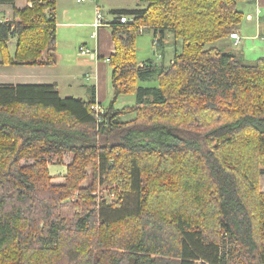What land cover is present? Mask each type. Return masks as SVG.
Listing matches in <instances>:
<instances>
[{
    "label": "trees",
    "instance_id": "trees-1",
    "mask_svg": "<svg viewBox=\"0 0 264 264\" xmlns=\"http://www.w3.org/2000/svg\"><path fill=\"white\" fill-rule=\"evenodd\" d=\"M28 1L0 24L2 64L53 66L55 0ZM146 1L113 13L114 96L100 118L95 89L85 101L56 85L0 86V264H231L238 249L264 264V57L209 47L237 34L238 4L256 0ZM145 29L160 52L167 34L181 40L170 65L138 62ZM127 95L135 104L117 109ZM66 155L54 185L49 166Z\"/></svg>",
    "mask_w": 264,
    "mask_h": 264
},
{
    "label": "crops",
    "instance_id": "crops-1",
    "mask_svg": "<svg viewBox=\"0 0 264 264\" xmlns=\"http://www.w3.org/2000/svg\"><path fill=\"white\" fill-rule=\"evenodd\" d=\"M99 1L94 0L95 4H98ZM20 3L23 5H20ZM31 5V2L28 0H16L14 8L10 5H0V23L14 22V9L24 10ZM242 6L246 19L237 33L240 37V44L238 45L241 49L239 50L241 51L240 57L246 60L251 54L256 53L257 57L260 56L262 58L261 54L264 57V40L260 34L261 21L264 17V0H256L254 4L242 3ZM84 10L83 8V10L78 11L69 3V0H55V15L57 20L55 65H4L2 64V56L0 55V85H56L61 98L70 97L85 101L90 99L91 91L95 89L97 102L104 107H108L112 102L114 90L112 86L113 68L107 60L115 53V45L109 24L114 17L113 13L118 10H112V19L108 21L101 9L108 23L107 26L101 29H95L92 26L96 15H86ZM68 27L71 29L65 30ZM153 41L154 32L152 31ZM224 41L228 49L230 47L234 49V39L231 38ZM78 44L79 51L81 47H84L89 49L91 53L80 54L75 50ZM8 47L10 56L14 57L17 50L16 40H10ZM161 52L162 62L156 63L154 60H147V62L152 61L160 66L170 65L174 55L169 60H166L165 43L164 49ZM237 53L234 54L237 55ZM42 59L40 60L41 63L48 62L45 52ZM139 63L144 64V62Z\"/></svg>",
    "mask_w": 264,
    "mask_h": 264
},
{
    "label": "rangeland",
    "instance_id": "rangeland-1",
    "mask_svg": "<svg viewBox=\"0 0 264 264\" xmlns=\"http://www.w3.org/2000/svg\"><path fill=\"white\" fill-rule=\"evenodd\" d=\"M69 3H71L73 5V7H75L78 11L83 10V8H84L85 14L89 15V16H91L93 14L95 16V8L98 6L100 10L102 9V11L104 12L105 17L108 19V21L112 19V15H111L112 10H115V9L116 10H128V9L142 10V9L147 8V6H148V2L146 0H100L98 4L97 3L95 4L94 0H83L82 2L78 1V0H69ZM20 5H23V4L20 3ZM238 8L242 11V9H243L242 3L238 4ZM52 10H53V8L51 6H46V8L44 10V14L47 16H50L52 14ZM63 29H65V28H63ZM67 29H71V28L68 27L65 30H67ZM230 39H227V40H230ZM237 41H238L237 44H236V42L234 43V46H233L234 49L231 47H230V49H228L225 46L226 44H225L224 40L217 41V42L211 44L209 47H216V48H220L226 52L237 53L239 50H241L239 48L240 46H238L240 44V39H238ZM153 42H152V31L151 30L145 29L139 35L138 40H137V57H138L139 62L147 63V60H154L156 63L162 62L161 57L159 56V54H161V56H162V52L159 51L161 49L158 50L157 48H155V46L153 45ZM164 43L166 45V60H169L170 57L175 54V50H178L179 52H181L182 42H181V40H178V42H176L172 34H167L165 36L163 44ZM79 44L77 45L75 50H77L80 53ZM11 48H13V47L11 46ZM240 52L241 51H239L237 53V58L241 60L242 57H240ZM261 57H263L262 54H261ZM258 58H260V56L257 57L256 53H253V54H251V56L248 59L244 60V62L246 64H254ZM160 64L162 65V63H160ZM139 85H141V86H156L157 84H152V83L149 84V83H141L140 82ZM134 104H135V96L127 95V96H121L119 98L118 102L115 104V107L117 109H121V108L126 107V106H133ZM130 117H125V118H123V120L128 121L129 119H131ZM72 161H73L72 155H66V156H64V158L61 162L49 166V172H50V175L52 177V184L61 185L64 183L65 177L67 175V167L69 164L72 163ZM89 183L90 182H87L86 184H89ZM260 186L262 188V191H264V169H263V174L260 178ZM134 199H136V198L132 197V198L127 200V202L125 204L126 209H128V210L135 209L136 202ZM105 201H106V203H108L110 205L113 200L111 197L107 196V197H105ZM235 255L238 256L236 258V263L232 262L231 264H244V259H243L242 255L239 254V249L236 250Z\"/></svg>",
    "mask_w": 264,
    "mask_h": 264
},
{
    "label": "built area",
    "instance_id": "built-area-1",
    "mask_svg": "<svg viewBox=\"0 0 264 264\" xmlns=\"http://www.w3.org/2000/svg\"><path fill=\"white\" fill-rule=\"evenodd\" d=\"M78 1L82 2L83 0H78ZM95 15H96L95 22L92 25L95 29H101L102 27H105V26L108 25V23L106 22L103 14H102V11L99 9L98 6L96 7V14ZM128 21H130L128 19V17H125V16L121 17V22L122 23H127ZM232 39H234L236 44H237L238 43L237 40L240 39V37L238 36V34H233L232 35ZM153 45L155 46V48L158 49L159 46H160L159 40L155 39L154 42H153ZM90 53H91V51L89 49L81 47L80 54H90ZM107 61L109 62V59ZM94 108H95L96 113L98 114V118H100L101 114H103L105 112L103 106L100 105V103L96 104V106Z\"/></svg>",
    "mask_w": 264,
    "mask_h": 264
}]
</instances>
